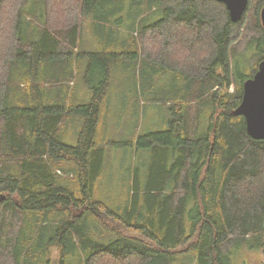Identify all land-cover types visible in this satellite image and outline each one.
I'll return each instance as SVG.
<instances>
[{"label": "trees", "instance_id": "1", "mask_svg": "<svg viewBox=\"0 0 264 264\" xmlns=\"http://www.w3.org/2000/svg\"><path fill=\"white\" fill-rule=\"evenodd\" d=\"M120 2L0 0V264H53L54 252L59 264L262 261L264 139L234 112L264 60V0L237 23L214 0H132L135 69L127 50L109 52L112 17L130 10ZM86 19L99 21L84 31ZM89 42L100 52H84ZM237 58L251 75L235 74ZM88 60L100 83L80 80ZM117 65L142 72L145 92L111 96ZM145 98L170 129L134 138L115 178L110 108L141 110Z\"/></svg>", "mask_w": 264, "mask_h": 264}, {"label": "rangeland", "instance_id": "2", "mask_svg": "<svg viewBox=\"0 0 264 264\" xmlns=\"http://www.w3.org/2000/svg\"><path fill=\"white\" fill-rule=\"evenodd\" d=\"M117 1L119 4L118 6L121 7V2L120 0H115ZM150 6H152L153 11H155V13H157V11H159V9L156 8V6H154V4H151ZM154 6V7H153ZM127 7V5H126ZM147 8H149V6H147ZM129 11L127 12H123V13H119L120 9L118 8V11L115 12V15L112 17L113 20L110 22L111 26L113 28H116L118 30V36L116 38V43L119 45H116L112 48H114V50H109L110 53L113 54H117L119 55V51H121V49L123 50H127L126 52H128L129 54V62L131 63V65L133 66V68H137V60H142L140 53L136 52L134 50V52H132V46H128L127 43H125V38H127V36H130V40L133 39V36H131V33H133L135 30L136 32H138V30L140 29V26H138L137 21H134V13H133V3L131 0V3L129 5ZM107 18V15H106ZM91 20L96 24L99 20H93V19H89L90 21V26H91ZM87 19L85 21L84 24V31L88 30V28L86 29L85 27L88 26V22ZM89 26V28H90ZM140 34V33H139ZM138 34V35H139ZM90 36L92 38V35L90 33ZM104 38V35H103ZM84 39L86 40V36L84 34ZM99 36L98 34H94L93 37V44L95 45V43L98 41ZM128 39V38H127ZM84 40V41H85ZM103 42V40H102ZM125 43V45H124ZM129 44L131 45V43L129 42ZM92 44L89 42L88 45L83 46V51L86 53H98V52H93L96 51V46L94 49L91 48ZM145 50H149V45L147 44V48ZM152 52V51H150ZM135 53L137 54V60L132 56L135 55ZM154 53V52H153ZM255 54L254 52H250L249 55L253 56ZM119 58V57H117ZM120 60V58H119ZM236 63H239L241 65L242 71L237 70L235 72V74L240 75V73L244 74V76L247 75H251L250 72H252L253 70H251L253 67L249 68V60L247 59H243V58H237L235 59ZM94 63L91 62V60H88L84 66L81 65V78L80 80H82V83L85 81H90L91 79L93 81H97L98 83L101 82V80H103L105 78V74L103 71L98 70V68H95L96 66H93ZM116 65V64H115ZM114 65V66H115ZM87 66H90L87 67ZM92 66V67H91ZM93 68H95V74L91 76L92 74V70ZM112 69V68H111ZM110 69L109 73L110 74L113 71V74L110 75L111 76V81H112V88L110 91V95L113 96L115 94H119L121 92H134V91H142L145 92L144 90V85L141 81V75L142 72L138 74V76L134 75V72L131 70L129 73H127L126 75L124 74V68L117 65L115 67V69L113 68L112 70ZM100 81V82H99ZM50 82V81H49ZM47 83V85L49 86L50 83ZM164 82V80H163ZM216 91L218 88H216V86L213 87ZM234 87L231 88L230 92H233ZM49 96V100L48 101H52L51 98H55V96L52 95H48ZM47 101V102H48ZM151 100L150 99H146L145 98V102L146 106H144L143 109H130L127 110L125 113L121 110L119 111L118 109L111 107V116L108 117L110 118L109 121V125H107V129L106 131V136L109 137L108 140H110V144H112L113 146H111V148L114 150V155L113 157V167L115 170V178L117 177L119 171L123 172L125 169L121 168L122 166V162L121 158H122V152H124V149H128L130 148V145L133 142L134 138H137V142L140 141L141 137H143L145 134L149 133V132H153L154 133H160V132H164L166 130H169L170 127L168 126V121L170 119V116H163L164 113H161L160 110L155 107V106H150ZM165 102H167V98L163 99V102H161L163 104H165ZM160 105V106H161ZM190 116V115H189ZM67 126V125H66ZM65 126V127H66ZM135 142L136 144L139 145V149L140 151H142V159H141V164L143 163L144 160V156H145V152L148 153V149H146V147H142L140 146L139 143ZM149 154V153H148ZM147 154V165H145L144 167H141L140 169H143L144 172L147 171V167H148V162H149V155ZM56 252L53 253L52 259L54 260L53 264H59L57 262L56 257ZM264 254V253H262ZM258 255V258L261 260L262 256L256 253H245L243 252V254L241 255H236L235 257V264H243L244 261L246 262V264H264V258L262 261H259L255 256Z\"/></svg>", "mask_w": 264, "mask_h": 264}, {"label": "water", "instance_id": "3", "mask_svg": "<svg viewBox=\"0 0 264 264\" xmlns=\"http://www.w3.org/2000/svg\"><path fill=\"white\" fill-rule=\"evenodd\" d=\"M223 3L229 11L231 22L241 21L249 0H214ZM264 29V7L260 12V19ZM243 97L235 115H242L246 120L247 132L251 138L264 139V60L259 63L254 76L245 81ZM5 199L4 196L0 200Z\"/></svg>", "mask_w": 264, "mask_h": 264}]
</instances>
